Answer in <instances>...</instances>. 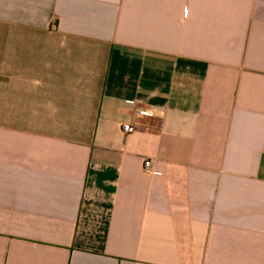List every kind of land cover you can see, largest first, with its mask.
<instances>
[{"label": "crops", "instance_id": "obj_1", "mask_svg": "<svg viewBox=\"0 0 264 264\" xmlns=\"http://www.w3.org/2000/svg\"><path fill=\"white\" fill-rule=\"evenodd\" d=\"M0 264H264V0H0Z\"/></svg>", "mask_w": 264, "mask_h": 264}, {"label": "built area", "instance_id": "obj_2", "mask_svg": "<svg viewBox=\"0 0 264 264\" xmlns=\"http://www.w3.org/2000/svg\"><path fill=\"white\" fill-rule=\"evenodd\" d=\"M138 113L141 114V115H146L147 114L144 111H138ZM133 130H134V128L132 126H130L129 124H126V125L123 126V131L126 132V133H130ZM149 166H150L149 162H145L144 163V167H145L144 170H145L146 173H152Z\"/></svg>", "mask_w": 264, "mask_h": 264}]
</instances>
